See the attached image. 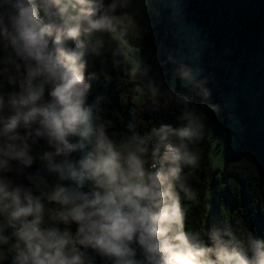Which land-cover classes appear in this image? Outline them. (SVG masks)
<instances>
[{
  "label": "clouds",
  "instance_id": "9594fccd",
  "mask_svg": "<svg viewBox=\"0 0 264 264\" xmlns=\"http://www.w3.org/2000/svg\"><path fill=\"white\" fill-rule=\"evenodd\" d=\"M152 3L0 0V264H264V239L185 229L182 169L203 127L188 97L182 125L120 140L88 101L85 57L119 54L124 10L136 19ZM175 72L220 111L200 69Z\"/></svg>",
  "mask_w": 264,
  "mask_h": 264
},
{
  "label": "trees",
  "instance_id": "16d2710c",
  "mask_svg": "<svg viewBox=\"0 0 264 264\" xmlns=\"http://www.w3.org/2000/svg\"><path fill=\"white\" fill-rule=\"evenodd\" d=\"M176 1L182 7L183 20L194 25L208 43L197 62L203 71L200 78L207 80L204 87L211 92L206 103L220 111L202 108L201 97L190 85L182 87L177 82L169 90V75L179 63L176 44L168 38L160 48L168 73L154 97L136 100L137 85L146 80L144 64L136 79L127 80L122 51L114 55L110 49L85 57V75L91 84L88 96L99 100L98 121L116 140L146 135L162 123L182 125L183 106L176 99L188 97L192 114L203 127L200 138L189 145L196 163L182 169L191 193L190 198L179 193L185 229L228 228L233 239H264V0ZM228 95L234 101L242 138L232 161L212 173L207 140L220 124L218 115L223 124L227 120ZM208 184L210 200L206 197Z\"/></svg>",
  "mask_w": 264,
  "mask_h": 264
},
{
  "label": "rangeland",
  "instance_id": "374dc122",
  "mask_svg": "<svg viewBox=\"0 0 264 264\" xmlns=\"http://www.w3.org/2000/svg\"><path fill=\"white\" fill-rule=\"evenodd\" d=\"M127 12L128 10H124L123 21L128 28V44L126 48L121 49L125 61L126 79H136L142 63L146 73V80L141 81L136 88L137 101L141 97H154L168 73L160 53L164 38L175 42L178 63L199 69L197 58L208 43L194 25L183 20L182 7L176 0H153L151 10L136 19H131ZM202 75L203 71L200 69V77ZM177 82L182 87L188 86L179 79L176 72L172 71L169 75L170 91L174 90ZM226 108L228 115L225 124L217 113L220 124L214 128L207 140L206 154L212 173L222 170L232 161L238 148V141L242 138L243 130L234 115V101L230 95L226 97ZM206 197L208 200L211 198L209 184L206 188ZM210 208L211 204L208 202V211Z\"/></svg>",
  "mask_w": 264,
  "mask_h": 264
},
{
  "label": "water",
  "instance_id": "95a60500",
  "mask_svg": "<svg viewBox=\"0 0 264 264\" xmlns=\"http://www.w3.org/2000/svg\"><path fill=\"white\" fill-rule=\"evenodd\" d=\"M94 100H97L96 98H91V97H89L88 96V101L89 102H92V101H94ZM98 104H99V100H98ZM97 107H98V105H97ZM97 109V108H96ZM96 114V113H95ZM96 116H97V114H96Z\"/></svg>",
  "mask_w": 264,
  "mask_h": 264
},
{
  "label": "built area",
  "instance_id": "2783aa9c",
  "mask_svg": "<svg viewBox=\"0 0 264 264\" xmlns=\"http://www.w3.org/2000/svg\"><path fill=\"white\" fill-rule=\"evenodd\" d=\"M172 24V23H171Z\"/></svg>",
  "mask_w": 264,
  "mask_h": 264
}]
</instances>
